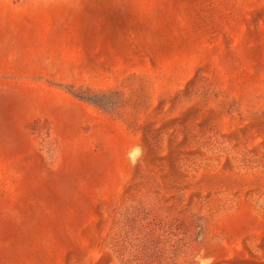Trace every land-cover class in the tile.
Listing matches in <instances>:
<instances>
[{
  "label": "rangeland",
  "instance_id": "374dc122",
  "mask_svg": "<svg viewBox=\"0 0 264 264\" xmlns=\"http://www.w3.org/2000/svg\"><path fill=\"white\" fill-rule=\"evenodd\" d=\"M0 264H264V0H0Z\"/></svg>",
  "mask_w": 264,
  "mask_h": 264
},
{
  "label": "trees",
  "instance_id": "16d2710c",
  "mask_svg": "<svg viewBox=\"0 0 264 264\" xmlns=\"http://www.w3.org/2000/svg\"><path fill=\"white\" fill-rule=\"evenodd\" d=\"M75 97L81 101H85V102H88L95 106L100 107L104 104L105 95L104 94H93L90 96L75 95Z\"/></svg>",
  "mask_w": 264,
  "mask_h": 264
}]
</instances>
